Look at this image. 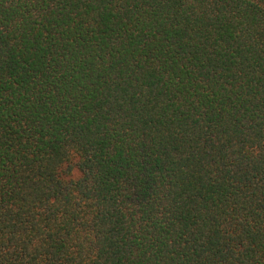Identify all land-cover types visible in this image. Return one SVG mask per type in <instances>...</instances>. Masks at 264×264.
Segmentation results:
<instances>
[{
  "label": "trees",
  "instance_id": "trees-1",
  "mask_svg": "<svg viewBox=\"0 0 264 264\" xmlns=\"http://www.w3.org/2000/svg\"><path fill=\"white\" fill-rule=\"evenodd\" d=\"M0 264H264V0H0Z\"/></svg>",
  "mask_w": 264,
  "mask_h": 264
}]
</instances>
